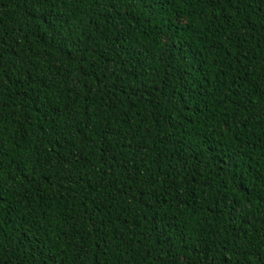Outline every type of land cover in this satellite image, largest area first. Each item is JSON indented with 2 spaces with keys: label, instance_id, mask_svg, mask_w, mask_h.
Masks as SVG:
<instances>
[{
  "label": "trees",
  "instance_id": "1",
  "mask_svg": "<svg viewBox=\"0 0 264 264\" xmlns=\"http://www.w3.org/2000/svg\"><path fill=\"white\" fill-rule=\"evenodd\" d=\"M0 119V264H264V0H0Z\"/></svg>",
  "mask_w": 264,
  "mask_h": 264
},
{
  "label": "snow or ice",
  "instance_id": "2",
  "mask_svg": "<svg viewBox=\"0 0 264 264\" xmlns=\"http://www.w3.org/2000/svg\"><path fill=\"white\" fill-rule=\"evenodd\" d=\"M63 2L71 4L73 2V0H63ZM178 2L181 3V5H183L184 0H178ZM188 2L193 3L194 0H188ZM3 138H4L3 137V121H2V119H0V141H2ZM0 176H2V174H0ZM174 195H175V193H174ZM2 208H3V204L0 203V209H2Z\"/></svg>",
  "mask_w": 264,
  "mask_h": 264
}]
</instances>
